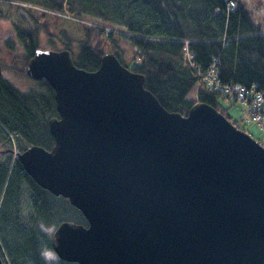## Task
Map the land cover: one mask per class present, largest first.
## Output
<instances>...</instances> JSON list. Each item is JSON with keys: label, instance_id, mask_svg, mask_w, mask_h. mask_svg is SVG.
Segmentation results:
<instances>
[{"label": "water", "instance_id": "obj_1", "mask_svg": "<svg viewBox=\"0 0 264 264\" xmlns=\"http://www.w3.org/2000/svg\"><path fill=\"white\" fill-rule=\"evenodd\" d=\"M27 75L52 87L59 118L52 150L18 159L89 224L57 227L61 260L264 264V146L248 132L207 104L169 112L113 53L88 72L38 49Z\"/></svg>", "mask_w": 264, "mask_h": 264}, {"label": "trees", "instance_id": "obj_2", "mask_svg": "<svg viewBox=\"0 0 264 264\" xmlns=\"http://www.w3.org/2000/svg\"><path fill=\"white\" fill-rule=\"evenodd\" d=\"M231 3L235 7L229 10ZM14 10L30 17V31L19 34L21 73L28 80L27 67L41 49L44 32L52 48L70 51L75 65L88 72L99 69L110 48L123 66L145 77V89L169 112L185 116L203 103L246 131L220 103L241 104L224 86L241 85L264 97V32L241 0H0V19ZM64 18L84 34L77 53L73 38L61 29ZM211 66L216 73L210 75ZM207 77L216 78L222 89L208 84ZM31 83L37 87L19 89L0 64V257L5 264H42L41 244L52 242L39 231L40 223L89 225L67 199L42 189L18 159L31 147L52 150L55 145L49 130V121L59 118L55 92L46 81ZM25 194L28 208L22 202Z\"/></svg>", "mask_w": 264, "mask_h": 264}, {"label": "rangeland", "instance_id": "obj_3", "mask_svg": "<svg viewBox=\"0 0 264 264\" xmlns=\"http://www.w3.org/2000/svg\"><path fill=\"white\" fill-rule=\"evenodd\" d=\"M247 11L250 13L253 21L263 29L264 32V0H241ZM15 11V10H14ZM26 19H30L27 12L15 11L11 16L6 19H0V64L3 70L4 76L19 89L25 90V88L37 87L35 83H31L32 79H26L21 73L24 63L22 59L24 57V50L20 45L19 34L23 31H30V26L26 24ZM62 31H66L75 41L74 42V53L78 51L77 41H83L84 34L81 33L75 22L64 18L62 22ZM23 29V31L21 30ZM52 32V31H50ZM40 47L42 50L60 51L62 47L57 48L51 47V38L49 35L41 32ZM57 41V42H56ZM57 44L62 43L56 39L54 41ZM106 52H110V48L105 49ZM130 57H131V52ZM129 58V57H128ZM241 86V85H240ZM244 87V86H242ZM44 91V90H42ZM222 106H226L230 110V116L232 121H240L241 128H245L255 140L259 141L264 146V129H261L258 123L254 121H248L247 117H244V108L241 104L230 103L225 100H220ZM226 108V109H227ZM0 150L1 147H0ZM4 151H0V155ZM24 208H28L26 203V194L22 199Z\"/></svg>", "mask_w": 264, "mask_h": 264}, {"label": "built area", "instance_id": "obj_4", "mask_svg": "<svg viewBox=\"0 0 264 264\" xmlns=\"http://www.w3.org/2000/svg\"><path fill=\"white\" fill-rule=\"evenodd\" d=\"M235 5L233 3L230 4L228 7L229 10L233 9ZM189 62L191 66L196 69L193 62V57L188 56ZM214 70V73H212ZM210 71L211 74H215V66H211L208 72ZM206 82L212 86H215L217 90L222 89L220 87L216 78L211 79L210 77L205 78ZM256 86L254 87V89ZM224 91L229 95L231 99H235L237 102L241 103L243 107H245V111L247 112L246 116L248 121H254L259 124L261 129H264V97L261 93L255 91H249L245 87L240 85H236L234 87L224 86Z\"/></svg>", "mask_w": 264, "mask_h": 264}, {"label": "clouds", "instance_id": "obj_5", "mask_svg": "<svg viewBox=\"0 0 264 264\" xmlns=\"http://www.w3.org/2000/svg\"><path fill=\"white\" fill-rule=\"evenodd\" d=\"M39 231L52 242V246H49L47 242H42L39 256L42 264H61V257L55 250L59 247L58 229L55 224L40 223L38 225Z\"/></svg>", "mask_w": 264, "mask_h": 264}]
</instances>
